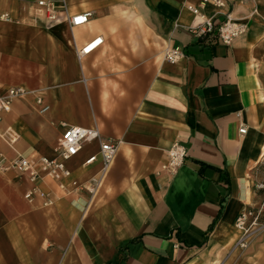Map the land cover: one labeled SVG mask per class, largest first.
Instances as JSON below:
<instances>
[{"label": "crops", "instance_id": "0c3cea01", "mask_svg": "<svg viewBox=\"0 0 264 264\" xmlns=\"http://www.w3.org/2000/svg\"><path fill=\"white\" fill-rule=\"evenodd\" d=\"M38 1L0 0V15L11 17L0 20V85L30 92L3 115L0 131L19 140L11 149L0 138V151L54 158L62 123L98 127L120 144L103 176L100 158L85 164L99 141L67 162L66 178L33 183L0 171V264L264 260V233L236 249L237 217L264 201V0H225L221 10L201 0H65L70 15L94 13L73 30L64 12L50 21ZM189 6L216 24L232 12L248 31L230 46L199 39ZM97 38L102 44L79 59L76 46ZM169 49L184 58L167 62ZM175 141L188 156L171 176L161 167ZM34 186L51 204L26 199Z\"/></svg>", "mask_w": 264, "mask_h": 264}, {"label": "built area", "instance_id": "2783aa9c", "mask_svg": "<svg viewBox=\"0 0 264 264\" xmlns=\"http://www.w3.org/2000/svg\"><path fill=\"white\" fill-rule=\"evenodd\" d=\"M210 3L220 10L227 6L225 0H201V7ZM37 4L47 13L50 21H57L59 13L64 12L72 30L87 25L94 16L92 11L70 15L65 0H62V6H58L53 0H39ZM189 10L197 17V23L190 27V31L199 39L210 36L212 39L218 40L226 46H230L236 38L244 35L248 31V25L242 20L235 18L232 12L225 15L226 18L223 22L216 24L214 19L205 18L196 7L189 6ZM0 20L11 21V17L8 13H4L0 15ZM102 42L103 38H97L82 48L76 46L78 58L82 59L90 55ZM183 58L184 53L179 49H169L165 54V60L171 64H176ZM28 95H30V92L23 87L4 88L0 85V125L3 121V115L12 110L14 102ZM36 102L39 106V113L45 114L49 111V106L41 96L37 97ZM62 128V147L56 157H40L36 159L18 154L15 158H9L4 152L0 151V171H18L27 174L33 183H36L43 175V177L50 178H66L71 175L67 167V162L77 156L85 144L99 141V153L89 157L85 164L90 165L100 158L103 162V176L115 160L120 141L105 139L98 127L83 128L62 123ZM246 132L247 129L245 127L240 130L241 134H246ZM0 138L11 149H14L15 144L19 140V135L11 128H8L0 131ZM187 156L188 149L186 146L180 141L173 142L167 152L166 161L163 163L161 171L171 176L175 175L184 165ZM100 180L99 178V181H91L90 188H86L94 192ZM260 189L264 190V184L260 186ZM25 197L30 202H33L35 197L46 199V205L52 202L48 199V194L41 191L37 186H34L28 191ZM236 228L241 233L237 247L241 250L248 249L252 241L264 233V201L260 206L242 212L236 219Z\"/></svg>", "mask_w": 264, "mask_h": 264}, {"label": "rangeland", "instance_id": "374dc122", "mask_svg": "<svg viewBox=\"0 0 264 264\" xmlns=\"http://www.w3.org/2000/svg\"><path fill=\"white\" fill-rule=\"evenodd\" d=\"M257 237H259V236H257ZM256 237V238H257ZM255 240V239H254ZM254 240L252 241V243L254 242ZM251 243V244H252ZM236 249L237 250H239V248L238 247H236ZM240 252V251H239ZM262 257V256H261ZM241 258V257H240ZM238 262H235L234 264H237ZM239 264H248L246 261H240V263ZM255 264H264V260H263V258H259V260L257 261V262H255Z\"/></svg>", "mask_w": 264, "mask_h": 264}, {"label": "bare ground", "instance_id": "6f19581e", "mask_svg": "<svg viewBox=\"0 0 264 264\" xmlns=\"http://www.w3.org/2000/svg\"><path fill=\"white\" fill-rule=\"evenodd\" d=\"M240 232V231H239ZM241 234V233H240ZM218 260V259H217Z\"/></svg>", "mask_w": 264, "mask_h": 264}]
</instances>
